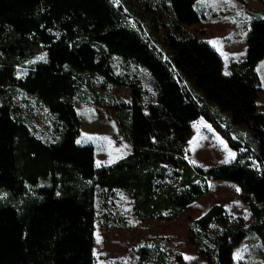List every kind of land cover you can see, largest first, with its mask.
I'll use <instances>...</instances> for the list:
<instances>
[{"label":"trees","instance_id":"obj_1","mask_svg":"<svg viewBox=\"0 0 264 264\" xmlns=\"http://www.w3.org/2000/svg\"><path fill=\"white\" fill-rule=\"evenodd\" d=\"M196 2L157 0L155 5L169 15L170 27L158 51L127 25L112 0H0V67L21 66L46 51L22 77L9 75L3 81L0 190L21 203L0 205V264H94L97 189L104 193L105 203L113 200L116 190L129 193L135 220L172 221L208 191V180L235 184L251 220L246 225L219 204L190 219L187 241L198 249L204 264H237L233 252L248 234L257 236L264 250V112L256 104L264 18L250 21L245 58L229 62L224 71L214 47L182 28L204 22ZM65 45L71 55L93 49L92 71L80 72L50 52ZM113 56L124 69L133 64L148 71L154 101H141L140 80L116 73ZM96 75L103 79L101 86H126L131 95L129 103L112 105L129 122L126 138L131 150L100 167L95 166L93 146L76 141L80 120L75 103L88 77ZM16 88L53 115L58 134L54 142L34 136L16 113ZM199 118L229 148L237 153L244 149L245 154L207 167L191 163L187 141ZM237 128L245 131L241 140L232 136ZM47 177L49 185L27 194L28 186ZM212 224L222 230L209 234ZM166 241L151 237L139 242L137 264H166Z\"/></svg>","mask_w":264,"mask_h":264},{"label":"rangeland","instance_id":"obj_2","mask_svg":"<svg viewBox=\"0 0 264 264\" xmlns=\"http://www.w3.org/2000/svg\"><path fill=\"white\" fill-rule=\"evenodd\" d=\"M121 8L128 26L140 31L158 51L163 49L167 32L170 31L169 17L165 9L158 8L157 0H112ZM130 5V10H129ZM196 7L205 14L204 22L196 26H182L187 33L208 42L219 53L226 66L231 61H239L246 55V37L249 23L253 18H264V5L259 0H197ZM215 41V45L213 42ZM50 52L62 62L73 66L80 72L92 71L91 56L93 49L84 48L79 54L71 55L68 46L51 49ZM41 51L28 58L21 66L0 67V95L5 91L4 79L12 75L22 77L30 63L44 58ZM112 66L116 73H128L137 77L144 89L141 101L144 104L154 101L155 92L152 78L144 68L130 64L124 69L113 56ZM261 82L256 104L264 112V58L257 65ZM102 77L90 76L82 87L75 109L80 120L78 144H90L94 148L96 167L109 165L127 155L131 148L127 141L129 122L112 105L129 103L131 95L126 86H101ZM188 88L195 94L188 83ZM30 132L46 143L56 140L55 119L45 107L35 103L21 89L16 88L12 103ZM222 119V118H221ZM220 122L223 121V119ZM223 124V123H222ZM245 135L243 128L232 131L233 138L241 140ZM223 141V143H221ZM229 153L234 155L230 156ZM239 153L229 148L226 142L203 118L192 123L191 134L187 141V159L196 165L207 167L228 163ZM49 177L40 178L36 186H28L27 194L34 193V187L47 186ZM208 191L189 205L174 220L138 221L130 214L131 197L124 190H116L111 202L105 203V195L95 192L96 221L94 230V264H137L136 245L151 237H163L167 241L162 248L169 255L166 264H204L205 260L198 249L187 240L190 237L187 222L201 216L210 206L219 204L232 216H239L247 225L251 220L248 206L239 197V188L230 182L208 180ZM21 203L0 190V205ZM222 230L221 225L212 224L207 232L215 234ZM181 255L177 260L176 256ZM237 264H264V250L257 236L248 234L233 252Z\"/></svg>","mask_w":264,"mask_h":264},{"label":"snow or ice","instance_id":"obj_3","mask_svg":"<svg viewBox=\"0 0 264 264\" xmlns=\"http://www.w3.org/2000/svg\"><path fill=\"white\" fill-rule=\"evenodd\" d=\"M211 43H213V45H215L216 42L213 41V42H211ZM42 59H43V58H42ZM225 74L227 75V73H225ZM221 143H223V141H221ZM229 155L232 156V155H234V154H233V153H229Z\"/></svg>","mask_w":264,"mask_h":264},{"label":"crops","instance_id":"obj_4","mask_svg":"<svg viewBox=\"0 0 264 264\" xmlns=\"http://www.w3.org/2000/svg\"><path fill=\"white\" fill-rule=\"evenodd\" d=\"M197 24L193 25V26H196Z\"/></svg>","mask_w":264,"mask_h":264}]
</instances>
